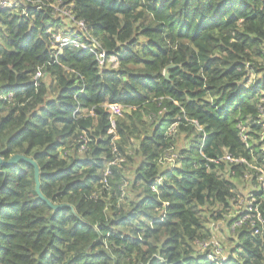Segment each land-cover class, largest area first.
Masks as SVG:
<instances>
[{
  "label": "trees",
  "instance_id": "obj_1",
  "mask_svg": "<svg viewBox=\"0 0 264 264\" xmlns=\"http://www.w3.org/2000/svg\"><path fill=\"white\" fill-rule=\"evenodd\" d=\"M8 1L0 157L69 206L2 166L0 264H218L213 235L221 264H264V0H61L86 31L59 0ZM73 33L100 47L56 42Z\"/></svg>",
  "mask_w": 264,
  "mask_h": 264
},
{
  "label": "built area",
  "instance_id": "obj_2",
  "mask_svg": "<svg viewBox=\"0 0 264 264\" xmlns=\"http://www.w3.org/2000/svg\"><path fill=\"white\" fill-rule=\"evenodd\" d=\"M16 4L13 3V1H8V0H0V8H15ZM54 10H55V14L62 16V18L67 19L68 22L71 25H75L77 26L79 29H82L83 31H86V27H85V23L82 20H76L73 16L72 13L70 12V10L64 6L61 2V0L58 1V5L53 6ZM56 38V42L61 45V44H65V43H72L74 46L76 47H81L82 49H88L92 52H94L95 50H97V48H99V44L92 39L91 37L90 39V44H84L80 41L79 36L76 33H73L72 36H60V37H55ZM104 58H105V53L102 49H99L97 51V59L99 64H103L104 63ZM42 74L41 69H38L33 77V80L36 81ZM0 99L2 100H7L9 99L8 95L5 94H0ZM104 109L106 111V113L108 114V120L110 123V128H109V132H114L115 131V119L117 116H120L122 114V107L121 105L118 104H105L104 105ZM243 129V128H241ZM242 138L245 139V135H242ZM113 152L116 153V149L113 148ZM223 160L229 161V162H237V161H242V159H235L232 158L231 156H229L228 154H224V156L222 157ZM121 158H115L113 162L109 163V164H117V161H121ZM109 173V170L106 169L105 174L107 175ZM239 208V209H238ZM236 207V210L238 212V214L243 215L241 216L238 220H236L233 225L232 228H234L237 225H240L241 223H244V221L249 217L248 214H243V209H240L241 207ZM256 209V208H255ZM258 220H261L260 215H257ZM223 222V220L218 221V222H213L211 224V227L213 230L218 229V227L220 226V224ZM197 244L200 245L201 250L206 251L207 252V257L208 259H210L211 261H216L218 264H221L224 259H225V252L223 251V248L221 246V244L219 243V241L216 239V237L213 235V238L210 239L209 241H201V242H197Z\"/></svg>",
  "mask_w": 264,
  "mask_h": 264
},
{
  "label": "water",
  "instance_id": "obj_3",
  "mask_svg": "<svg viewBox=\"0 0 264 264\" xmlns=\"http://www.w3.org/2000/svg\"><path fill=\"white\" fill-rule=\"evenodd\" d=\"M174 65L170 64L168 67H166V69H164V77L168 78V73H167V69L173 67ZM17 161H24L30 165H32L33 167V179H34V191L36 192V194L38 195V197L40 199H42L50 208L52 211H57L63 207L69 206L65 203H57L54 204L52 203L50 200H48L47 198H45L43 196V194L40 192L39 189V180H38V176H39V167L37 165V163L30 157H27L23 154H13L11 155L8 159H4L2 157H0V169L2 166H9L12 165L14 163H16Z\"/></svg>",
  "mask_w": 264,
  "mask_h": 264
}]
</instances>
